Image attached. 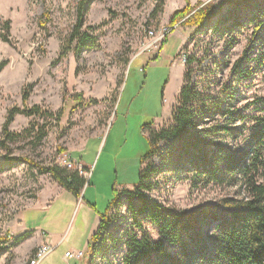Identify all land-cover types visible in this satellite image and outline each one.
<instances>
[{
	"label": "rangeland",
	"instance_id": "1",
	"mask_svg": "<svg viewBox=\"0 0 264 264\" xmlns=\"http://www.w3.org/2000/svg\"><path fill=\"white\" fill-rule=\"evenodd\" d=\"M79 1L0 0V39L6 33L2 22L9 21V39L0 40V134L10 109L37 104L62 112L58 121L17 113L8 127L19 135L11 152L0 150V235L7 234L11 243L0 252V264H27L43 242L54 248L38 264L90 260L89 237L98 214L116 191L132 189L137 172L147 166L138 161L149 147L144 125L152 122L159 129L171 123L185 70L182 57L200 60L191 80L198 86L213 69L209 82L216 83L209 89L223 92L238 109L264 94V11L252 7L254 0H188L191 5L218 4L217 18L197 28L176 24L163 37L156 28L169 26L172 12L184 7L185 0H163L157 12L159 0H88L83 29L95 45L77 51L68 37ZM149 28L156 29L152 38ZM23 92L28 94L25 104ZM37 124L47 133L41 141L31 127ZM169 145L160 142L151 159L155 172L149 180L155 186L145 192L148 196L193 211L231 194L228 187L192 186L185 168L176 170L164 160ZM34 164L70 170L88 166L81 175L89 184L76 198ZM125 198L113 207L115 218L108 225L118 242L115 247L107 243L106 257L100 243L93 264H122V230L128 226L127 231L139 234L130 223ZM142 224L156 238L155 228ZM79 250L85 252L81 262L64 257L65 251Z\"/></svg>",
	"mask_w": 264,
	"mask_h": 264
},
{
	"label": "trees",
	"instance_id": "2",
	"mask_svg": "<svg viewBox=\"0 0 264 264\" xmlns=\"http://www.w3.org/2000/svg\"><path fill=\"white\" fill-rule=\"evenodd\" d=\"M256 1L251 2L255 3L252 7L263 9V12L264 0ZM87 2H77L76 20L68 37L70 43H76L77 51L95 45V38L83 29ZM162 4L163 0H159L154 8L156 12L161 10ZM219 10V5L213 1L191 5L185 0L184 7L172 12L168 24L202 27L217 18ZM2 23L6 33L0 40L8 41L9 21ZM184 58L185 70L171 108V123L159 129L152 128V122L144 125L149 147L138 161L139 164L146 162L147 166L137 172L132 189L116 191L105 211L99 213L97 228L89 237L90 260L87 264H93L100 243L104 246L101 250L103 257L109 251V241L114 247L117 244L118 240L112 236L108 225L111 218H115L112 209L122 195L126 196L130 223L139 229V234L135 230L127 231L128 226L122 230L125 234L122 264H264V94L238 109L224 97L223 92L209 89L216 83L215 80L209 82L213 69L204 73V83L198 86L192 82L194 65L200 60L195 55ZM239 63L240 60L232 67L234 72ZM242 73L238 70L237 74ZM76 96L79 99L80 95ZM27 99V92H23L22 102L25 104ZM79 105L81 102H76V106ZM17 113L28 117L43 116L54 121L62 116L61 111L42 109L37 104L8 110L0 134V150L4 154L11 152L10 144L19 135L8 128ZM31 127L37 135L36 140L46 137L44 127L38 124ZM160 142L170 143L164 160L176 170L185 168L191 174L192 186L228 187L232 188L231 194L193 211L177 210L148 196L145 192L155 186L149 180L155 172L151 168V159L158 154ZM14 160L7 161L11 163ZM34 165L40 174H49L62 189L76 198L89 184L81 175L83 170H89L86 166L81 170H70L57 164L48 167ZM145 221L155 228L156 238L143 227ZM19 239L22 237L12 243ZM9 240L7 234L0 235V252L11 246Z\"/></svg>",
	"mask_w": 264,
	"mask_h": 264
},
{
	"label": "built area",
	"instance_id": "3",
	"mask_svg": "<svg viewBox=\"0 0 264 264\" xmlns=\"http://www.w3.org/2000/svg\"><path fill=\"white\" fill-rule=\"evenodd\" d=\"M175 26H177V25H175ZM175 26H160V27L156 28L157 30L149 28L147 30V33H148V35H150L149 37L152 38L153 37L152 35H154L153 31L156 30L160 34V37H163L164 35L169 34V32ZM184 57H182V58L185 60ZM53 248H54V246H52V244L50 242L41 243L35 249V251H33L31 256L29 257V260H28L27 264H38L41 261L42 258H44L47 254H49V252H51V250ZM84 255H85V252L84 251H80V250L79 251H73V252L65 251V253H64V257H66V258H75L79 262H81V260H83ZM87 262L84 263V264H87Z\"/></svg>",
	"mask_w": 264,
	"mask_h": 264
},
{
	"label": "crops",
	"instance_id": "4",
	"mask_svg": "<svg viewBox=\"0 0 264 264\" xmlns=\"http://www.w3.org/2000/svg\"><path fill=\"white\" fill-rule=\"evenodd\" d=\"M86 167H88V166H86ZM98 219H99V214H98V217H97V224H98ZM97 224H95V225H93L94 226V229H93V231H92V234H93V232L96 230V228H97ZM91 234V235H92ZM42 240V239H41ZM79 263V262H78Z\"/></svg>",
	"mask_w": 264,
	"mask_h": 264
}]
</instances>
